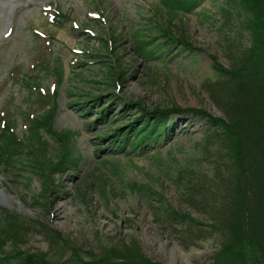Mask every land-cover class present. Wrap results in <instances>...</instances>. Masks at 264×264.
Returning a JSON list of instances; mask_svg holds the SVG:
<instances>
[{
  "label": "rangeland",
  "instance_id": "rangeland-1",
  "mask_svg": "<svg viewBox=\"0 0 264 264\" xmlns=\"http://www.w3.org/2000/svg\"><path fill=\"white\" fill-rule=\"evenodd\" d=\"M158 2L0 0V124L12 119L25 138L31 119L55 104L53 129L74 133L79 158L43 180L27 162L0 167V257L27 252L65 262L75 251L87 261L134 247L160 264H208L220 248L217 235L196 239L187 221L165 216L172 208L207 223L186 206L177 180L186 166L196 174L210 170L200 146L205 121L174 114L154 144L133 149L129 142L145 119L141 108L176 105L219 116L201 84L214 77L211 56L225 64L226 42L248 44L247 17L224 0H205L170 29L189 47L161 46L148 60L136 52L133 34L162 42L155 33ZM41 133L46 156L57 158L60 142ZM8 214L18 221L15 237L3 225Z\"/></svg>",
  "mask_w": 264,
  "mask_h": 264
},
{
  "label": "trees",
  "instance_id": "trees-1",
  "mask_svg": "<svg viewBox=\"0 0 264 264\" xmlns=\"http://www.w3.org/2000/svg\"><path fill=\"white\" fill-rule=\"evenodd\" d=\"M205 0H159L155 18V33L161 41L152 42L149 36L135 32L133 43L136 52L152 60L156 49L172 47L180 42L188 48L184 34L172 37L170 29L177 17L190 13ZM228 7L237 8L246 15L243 29L249 36L248 44L234 40L226 42L225 64L214 56V77L202 82L201 87L211 104L219 112L213 116L201 109H185L173 106L167 110L155 108L152 112L141 108L145 119L133 128L129 145L137 149L141 144H154L168 128L170 116L191 114L203 119L206 130L200 141L201 153L211 161L206 173H194L188 166L178 183L184 192V202L192 212L205 217L206 225L198 223L190 213L165 209V216L188 222L190 233L196 239L212 234L220 238V248L208 264H264V0H224ZM64 19L66 16L59 14ZM155 15V14H154ZM107 50V46H104ZM50 61L44 66L49 70ZM56 65V64H55ZM60 80L61 65L54 66ZM113 80L115 72H111ZM56 105L31 119L28 135L20 138L13 120L0 124V167L11 163L27 162L34 174L42 180L61 170L79 158H73V132H56L53 117ZM42 130L60 142L57 158L47 157V142ZM128 137L126 136L125 139ZM122 140V137L121 139ZM16 216L6 215L4 226L14 237ZM58 238V236H56ZM4 255V253H3ZM0 264H160L148 260L138 248L105 250L98 256L91 255L85 261L73 251L65 262H50L43 254L13 252L0 257Z\"/></svg>",
  "mask_w": 264,
  "mask_h": 264
},
{
  "label": "bare ground",
  "instance_id": "bare-ground-1",
  "mask_svg": "<svg viewBox=\"0 0 264 264\" xmlns=\"http://www.w3.org/2000/svg\"><path fill=\"white\" fill-rule=\"evenodd\" d=\"M109 111H110V112L113 111L112 106H109ZM55 197H56V195H55ZM55 197H53V199H54ZM2 198H5V197H4L3 195H0V200H2ZM53 199H52V200H53ZM7 202H8L9 205L12 204L11 199H8ZM55 202H56V201L54 200L53 203H52V205H53ZM58 210H59V209H57V211H58ZM57 211L54 212L55 216H57L58 214H60V213H58Z\"/></svg>",
  "mask_w": 264,
  "mask_h": 264
}]
</instances>
